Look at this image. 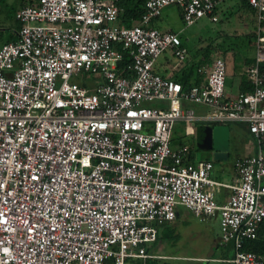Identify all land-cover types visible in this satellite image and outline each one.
<instances>
[{
	"label": "built area",
	"instance_id": "2783aa9c",
	"mask_svg": "<svg viewBox=\"0 0 264 264\" xmlns=\"http://www.w3.org/2000/svg\"><path fill=\"white\" fill-rule=\"evenodd\" d=\"M236 1L255 28L250 91L233 96L216 53L186 90L152 70L164 52L187 60L176 33L151 26L161 10L176 7L184 26L215 22L216 0H144L130 27L117 23V0H28L16 11L14 38L0 43V264H147L144 247L177 205L216 216L230 264H264L242 249L264 217V0ZM177 121L243 122L257 152L234 160L231 183L215 181L210 160L170 147ZM220 187L229 195L218 204Z\"/></svg>",
	"mask_w": 264,
	"mask_h": 264
},
{
	"label": "crops",
	"instance_id": "0c3cea01",
	"mask_svg": "<svg viewBox=\"0 0 264 264\" xmlns=\"http://www.w3.org/2000/svg\"><path fill=\"white\" fill-rule=\"evenodd\" d=\"M216 2L217 20L210 22L204 17L196 20L193 24L196 25L197 31L188 29L193 24L189 26L182 24L176 8L165 13L162 10L160 15L151 22V26L158 30L176 33L182 46L187 50V60L183 65L176 66L169 52H164L155 59L152 70L164 78H181L183 82L186 81L189 85H198L201 76L194 71V66L208 63L216 53L225 60L226 64L224 95L233 96L245 86L242 84L245 82L243 68L251 61L253 55L252 39L249 36L252 33L253 19L245 14V10L240 8L235 0H216ZM172 12H175L176 18L179 20L178 26L176 24L169 26ZM14 35L15 32L11 27H0V43L12 40ZM233 44L235 45L233 46ZM192 108L196 114L202 113L200 106L192 105ZM213 125L219 124L196 121L192 125L185 126L181 121L175 122L172 127L170 147L175 148L182 144L189 146V149L191 148L189 150L191 161L210 160L212 162L211 178L222 183H231L234 176L232 163L244 156L254 155L257 152V144L243 122L228 123L226 124L228 129L227 150L222 158L214 160L210 152L202 150L198 146L201 129L204 126ZM197 151L201 153L199 159L196 155ZM262 184L264 185V183ZM228 195V189L218 188L215 194L216 203H223ZM180 239L182 244H193L196 249L198 248L195 245L206 244L205 254L182 256L181 258H190L193 261L208 264H230L229 260L233 254L231 244L217 245L216 216L200 221L179 205L175 206L174 220L158 227L155 240L144 247L145 252L149 255L146 262L152 264L151 260L158 257H171V255L165 254L166 250L170 243H178Z\"/></svg>",
	"mask_w": 264,
	"mask_h": 264
},
{
	"label": "trees",
	"instance_id": "16d2710c",
	"mask_svg": "<svg viewBox=\"0 0 264 264\" xmlns=\"http://www.w3.org/2000/svg\"><path fill=\"white\" fill-rule=\"evenodd\" d=\"M26 1H28V0H26ZM236 2L240 6V8H243L245 10V14H247L250 19H253L252 33L249 35V36H251L250 39H252L251 42L253 44V36H254V28H255V26H254V24H255V22H254V18H255L254 10L252 8H250L245 1H236ZM143 3H144V0H117L116 4L121 9V12L118 16V22H117L118 25H120L122 27H130L133 24H135V22L138 20V18L140 16V14L143 12ZM25 4H26L25 0H21V2L17 6L9 7V9L7 10L8 11L7 12V14H8L7 15V22L10 23V25L8 27H11L14 32H16V30L18 28V22L15 19V13L20 7H22ZM18 6H20V7L18 8ZM178 12H179V10H178ZM179 16H180V12H179ZM247 38L249 39V37H247ZM9 41H11V40H9ZM180 44H181V42H180ZM234 45L235 44H233V46ZM181 46H182V44H181ZM227 48L230 49L231 47H227ZM128 64H129V59L127 57H123L122 62H120L118 64V68L123 70V68H125V66H127ZM260 68L264 69V63L260 66ZM167 79H170L174 82L179 83L182 90H186L189 86H191V85L187 84L186 81L183 82L181 80V78L177 79L174 77H171V78L168 77ZM242 84H244L245 86L240 91V93L250 91V86L248 85V83L246 81ZM146 106L162 108L164 105L160 102L154 101V102L146 104ZM186 161H188V162L191 161V156H189V151L186 155ZM242 249L264 256V217L260 221L259 226L256 229L254 237L252 239H249V240H246L243 242Z\"/></svg>",
	"mask_w": 264,
	"mask_h": 264
},
{
	"label": "rangeland",
	"instance_id": "374dc122",
	"mask_svg": "<svg viewBox=\"0 0 264 264\" xmlns=\"http://www.w3.org/2000/svg\"><path fill=\"white\" fill-rule=\"evenodd\" d=\"M20 2L21 0H0V27L2 26L6 27L10 25V23L6 21L7 15H8L7 10L9 9V7L17 6ZM26 2L27 1L25 0V3ZM174 8L175 7L173 5H169V6L164 7L162 10H163V13H165L166 11H171ZM170 20L171 22L169 23V26H173L175 24L176 26L179 25V20L176 18L175 12H172ZM188 29H194L193 31H197L195 24L190 26ZM77 78H80V77H77ZM73 80H76V77L73 78ZM196 155L198 159L201 157V153L199 151L196 152ZM262 183H264V179H262ZM181 241L182 240L180 239L178 243L169 244L168 249L166 250L165 254L171 255V257L170 256L169 257L168 256L158 257L155 260H151V263L152 264H208L205 262L193 261L190 258H187V259L181 258L182 256L189 257V256L205 254L204 249L206 247V244L204 243L197 244L195 246L198 249H196L195 247H193L194 246L193 244H189V243L182 244Z\"/></svg>",
	"mask_w": 264,
	"mask_h": 264
},
{
	"label": "water",
	"instance_id": "95a60500",
	"mask_svg": "<svg viewBox=\"0 0 264 264\" xmlns=\"http://www.w3.org/2000/svg\"><path fill=\"white\" fill-rule=\"evenodd\" d=\"M226 125L204 126L199 132L198 146L210 152L212 159L219 160L227 150Z\"/></svg>",
	"mask_w": 264,
	"mask_h": 264
}]
</instances>
